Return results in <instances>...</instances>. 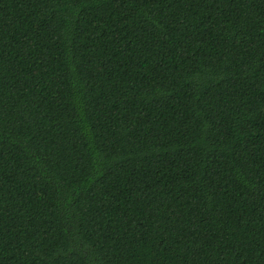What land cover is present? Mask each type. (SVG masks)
<instances>
[{
  "label": "trees",
  "instance_id": "16d2710c",
  "mask_svg": "<svg viewBox=\"0 0 264 264\" xmlns=\"http://www.w3.org/2000/svg\"><path fill=\"white\" fill-rule=\"evenodd\" d=\"M0 264H264V0H0Z\"/></svg>",
  "mask_w": 264,
  "mask_h": 264
}]
</instances>
